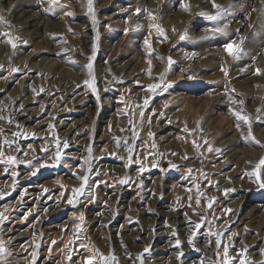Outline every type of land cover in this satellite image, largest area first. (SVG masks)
<instances>
[{"label": "rangeland", "instance_id": "rangeland-1", "mask_svg": "<svg viewBox=\"0 0 264 264\" xmlns=\"http://www.w3.org/2000/svg\"><path fill=\"white\" fill-rule=\"evenodd\" d=\"M29 10L41 26L28 24L27 34L15 20ZM0 17V159L17 160L0 170L35 168L11 187L9 175L0 182V216L18 197L13 187L38 175L67 203L46 214L57 242L37 225L40 215L21 212L28 252L19 261L0 219V264H39L45 248L57 264H85L98 253H114L117 264H144L140 252L151 231L142 230L178 218L205 233L200 242L212 247L210 264H224L225 247L229 264L264 262V167L256 169L264 157V0H92L91 11L88 0H0ZM232 41L242 49L238 59L225 51ZM67 81L88 94L85 111L68 112L72 101L52 93ZM112 82L113 91L102 90ZM234 113L249 118L251 136ZM73 118V133L80 132L69 141L59 132ZM85 176L77 197L73 189ZM103 209L113 221L92 228ZM132 231L141 238L117 250L115 240Z\"/></svg>", "mask_w": 264, "mask_h": 264}, {"label": "bare ground", "instance_id": "bare-ground-1", "mask_svg": "<svg viewBox=\"0 0 264 264\" xmlns=\"http://www.w3.org/2000/svg\"><path fill=\"white\" fill-rule=\"evenodd\" d=\"M20 14L21 16L16 18L15 24L23 25L21 27L23 29L21 30L23 33H27V34L29 33L27 30L24 29V27L27 26L28 24L32 25L35 30H36V27L39 28L41 26V22L38 19H36V16H34L30 10L27 13V15H25L24 12ZM27 72L29 74V71ZM54 78L55 77H53V79ZM52 84H54V82H52ZM71 84L72 83H70V81H67L64 83L62 82L61 84L57 82L55 83V85H53V88L51 89L52 93L58 92L60 93L61 98H63L64 100L70 99L72 101L71 104L66 106V108L68 107L67 109L68 112L71 110L73 111L74 109L75 111L77 110L78 112L85 111L86 109H83L84 107L83 104L85 103V101L90 100V98H88L87 96L88 94L85 95L84 93H82L80 91L81 89H78L76 84H74V86H71ZM116 86L117 85L116 84L114 85L113 82H112V85H110L109 83H106V85L102 86L103 87L102 90H105L106 92L108 91L110 93V91H113L111 88L115 89ZM16 115L22 116L25 114H23L21 111H17ZM29 120H32V119L26 116V119L23 121H29ZM66 123L67 121H65V124L63 126L67 125ZM77 123H78V120L74 119L73 126L68 129H63L62 131L59 132V134H61L63 138L69 141L70 140L76 141L77 137L75 133L77 131L80 132V128H77L75 133H73V131ZM230 139L231 137L227 139L228 140L227 145H230V142H229ZM71 154L75 158L79 157V154L76 151L71 152ZM225 162L226 160L225 158H223L220 161L219 166H222L223 164H225ZM33 169L30 172L25 171L23 174L20 168L10 169L11 171H9V169L8 170L1 169L0 170V182L3 181L4 183V177L9 175L10 177L8 180L10 181V187H11L12 183L15 180H19V179L24 180L28 178L30 175H32ZM36 179L38 180L37 181L38 184H36ZM36 179L30 180L23 184L19 183L13 187L18 191V194H17L18 197L15 196V198L16 197L17 198L12 202L11 206L7 208V211L5 212L6 216L5 217L3 216L4 218H3V221L1 222L3 236L8 241L9 245L11 246L12 253L14 254V259H16L15 261L21 260L24 257L22 255L25 254L26 256L28 252L26 245H23L21 243V241L25 237V231H18L19 229L18 225L21 222L20 219L21 218L27 219V216L25 215L21 216L22 215L21 212L23 211L25 212V214L29 213L30 215L32 213H35L36 215H40L41 218L39 219L40 221H38L39 223L37 225L41 226L40 229L43 232H45L44 234L46 238L52 239V236H51L53 233L52 227L54 225H51V222H52L51 217L47 221V217H48L47 215L50 214L51 212L53 213V211H56L57 208L60 209L61 206L64 205V202L66 201L64 198H62L61 195H56V196L51 195L50 193H48L49 190L46 191V189L49 188L48 187L49 182L48 183L45 181L42 182L41 178H39V175L37 176ZM5 206L7 205L5 204ZM52 207H54L55 209L51 210ZM0 209L3 210V207ZM48 210L51 212L47 213L49 212ZM108 213H109V210L107 209L105 210L103 209V212L100 211L99 214L97 213V215L95 216V219L90 221V226L92 228H95L98 226V223L100 222L104 224V223H110L111 221H113V219L109 217L110 215H108L106 219L105 215ZM42 220H44L45 224L41 225L40 222ZM171 222L172 223H165V224H160V225L159 223L154 222L153 225H151V227H149L150 225L147 224V226L142 230V231H148L149 229V232L151 231L150 233L147 232L148 234H150L147 247H144L142 251L136 250L134 248L133 250L141 251L140 258L144 260L143 261L144 264H210V259L212 256L210 257V255L207 252L212 253V250H211L212 247H210V250L207 251L206 245L208 246L209 242L207 244H204V242H200V240H202V236H204L205 233L201 230H196V229H194L193 231L189 230L191 229L192 224H190V222L186 218H182V219L178 218ZM38 226L36 228H38ZM31 227L32 225L30 224V228ZM34 228L35 226L32 227L33 232L35 231ZM142 231H135V232L132 231L130 235L120 236L118 239L115 240L116 241L115 248H117V250L121 252L123 250L122 247L129 245L128 243H131V241H133L135 237L141 238V233H143ZM163 237H166V238L164 239ZM126 238H128L129 241ZM57 239H58L57 235H55L51 241L57 242ZM177 240H179L180 242L179 245H177ZM190 240L191 242H189ZM160 242H162V244H159ZM53 245L54 243H50L49 247L55 248ZM151 245L153 246L152 248L150 247ZM252 246L254 247L255 243L252 244L251 247ZM48 249L45 248L43 252H40V254H45V256L41 257L39 264H57V262L54 261L55 257L50 253ZM145 249H148V251H145ZM119 251L118 253H120ZM252 253H253V258H255L254 255L256 252H252ZM75 254H76V258H82L80 253H75ZM190 260H192V262ZM262 264H264V262H262Z\"/></svg>", "mask_w": 264, "mask_h": 264}, {"label": "snow or ice", "instance_id": "snow-or-ice-1", "mask_svg": "<svg viewBox=\"0 0 264 264\" xmlns=\"http://www.w3.org/2000/svg\"><path fill=\"white\" fill-rule=\"evenodd\" d=\"M51 3H52V4H57V3H58V0H51ZM88 4H89V11H91V10H92V0H88ZM61 6L63 7V5H61ZM214 6H216V5H214ZM182 7L187 8V5H182ZM217 7H218V6H217ZM140 11H141V10H140L139 8L136 9V12H137V13H140ZM67 14H68V15H71L70 12L67 13ZM209 18H210V19H215L216 17H209ZM2 20H3V18L0 17V22H2ZM156 27H158V26H156ZM159 32H160V34H163V30H162V29H159ZM5 35H6V34H5ZM182 38H183V37H182ZM145 43L147 44L148 41L146 40ZM12 47L15 48L16 45L13 44ZM224 48H225V51H227L229 55H232L234 58H237V59L239 58V54H240V52L242 51L240 45L237 44L235 41H232V42H230V43L225 44V45H224ZM93 50H95V49H93ZM171 63H172L171 58H169V64H171ZM87 68H88L89 71L91 72V69H92V64H91V62L87 65ZM14 71H15V69H14ZM260 72H261V70H260L259 68H257V69H256V73L259 74ZM85 83H88V82L86 81ZM156 87H159V85H149V86H148V88H149L150 90H151V89H154V88H156ZM147 103H148V101L145 100V105H147ZM240 103H243V102L241 101ZM234 115L237 116V118H238L239 120H243V121H245L246 123L249 124V136H251V130H250V129H251V124H250V122H249V118H248L247 116L241 115L240 113H234ZM141 116H143V113H141ZM9 122H11V121H9ZM0 131H3V130L0 129ZM149 135H151V133H149ZM252 139L255 140V137H252ZM117 142L119 143V141H117ZM5 143H8V144H9V147L12 146V142L5 141ZM193 143H194V145H195V142H193ZM205 143H207V141H205ZM256 143H259V142L256 141ZM64 147H65V148L68 147L67 142H64ZM17 150H19V149H17ZM211 150H212L211 147H209V151H211ZM42 151L47 152V148L42 149ZM88 151H89V153H91V148H89ZM130 151H131V149H130ZM217 151H219V150L217 149ZM60 156H61V153H60V150H59V142H57V151H56V157H55L57 163H58L59 160H60ZM0 157H3V152H2V151H0ZM185 158H187V157H185ZM0 163H5V164H16V163H17V160H16L15 157L9 156V157H7V160L0 159ZM27 163L31 164L32 162H31V161H27ZM43 166H44L43 164L40 165V167H43ZM262 167H264V157H262V158L259 160V162H258L257 165H256V169L259 170V169L262 168ZM141 171H143V169H141ZM249 175H251V173H250ZM256 178H257V180H259V175H258V173H257V175H256ZM82 179H83L84 183L81 184V187L78 188V189H73V192L75 193V195H76L77 197L84 195V189H85V186L87 185L88 177L85 176V177H83ZM120 182H121V183H126V181H124V180H122V181H120ZM261 187H264V183L261 184ZM227 191H228V190L226 189L225 192H227ZM189 199H191V197H189ZM73 202H74V200L71 199V198H70L69 201H68V203H70V204L73 203ZM197 204H199V198H197ZM209 207H211V203L209 204ZM0 219H3V217L0 216ZM81 219H83V215H81ZM196 227L199 228V227H200V224H197ZM189 242H191V240H190ZM179 243H180L179 240H177V245H179ZM218 243H219V241H218ZM145 251H148V249H145ZM4 252H5V249H4V247L2 246V244H0V256H2V254H3ZM224 254H225L224 264H229V260H228V258H227V256H228V249H227V247H225V249H224ZM97 259L99 260L100 264H117V257L115 256L114 253H113V254H110V255H107V256L104 255L103 253H98V256H96V255H94V256H89V257L86 259L85 264H97ZM241 264H245V262H244V261H241Z\"/></svg>", "mask_w": 264, "mask_h": 264}]
</instances>
